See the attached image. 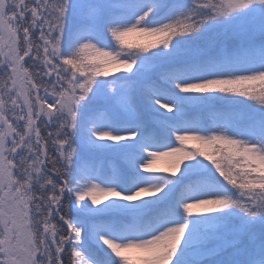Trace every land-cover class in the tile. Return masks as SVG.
Returning a JSON list of instances; mask_svg holds the SVG:
<instances>
[{
	"label": "snow or ice",
	"instance_id": "snow-or-ice-1",
	"mask_svg": "<svg viewBox=\"0 0 264 264\" xmlns=\"http://www.w3.org/2000/svg\"><path fill=\"white\" fill-rule=\"evenodd\" d=\"M0 264H264V0H0Z\"/></svg>",
	"mask_w": 264,
	"mask_h": 264
},
{
	"label": "trees",
	"instance_id": "trees-1",
	"mask_svg": "<svg viewBox=\"0 0 264 264\" xmlns=\"http://www.w3.org/2000/svg\"><path fill=\"white\" fill-rule=\"evenodd\" d=\"M129 39L132 40L133 42H139V43H146V42H147L146 40H140V39L137 38V37H131V38H129ZM133 71H134V69H133ZM124 74H126V73L124 72L123 69H121L120 72H115V73H113L112 75H113V76H116V75H124ZM127 74L130 75V73H127ZM165 111H166V110H165ZM192 146H193V145H192L191 143L187 145V147H192Z\"/></svg>",
	"mask_w": 264,
	"mask_h": 264
},
{
	"label": "rangeland",
	"instance_id": "rangeland-1",
	"mask_svg": "<svg viewBox=\"0 0 264 264\" xmlns=\"http://www.w3.org/2000/svg\"><path fill=\"white\" fill-rule=\"evenodd\" d=\"M203 43V42H202ZM114 76L112 75V76H110V77H108L109 79H111V78H113ZM203 159V158H202ZM206 162H208V161H206ZM158 167H164V165H163V163L161 162L159 165H158ZM166 174V173H165Z\"/></svg>",
	"mask_w": 264,
	"mask_h": 264
}]
</instances>
